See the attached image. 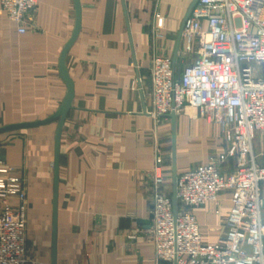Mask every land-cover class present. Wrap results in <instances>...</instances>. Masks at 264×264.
<instances>
[{"label": "crops", "instance_id": "obj_1", "mask_svg": "<svg viewBox=\"0 0 264 264\" xmlns=\"http://www.w3.org/2000/svg\"><path fill=\"white\" fill-rule=\"evenodd\" d=\"M78 1L80 29L65 60L73 100L58 154L52 118L69 91L61 58L77 0H39L24 34L0 7V129L43 122L0 132V156L26 181L31 264H155L152 172L159 157L172 191L173 144L171 119L149 112L150 70L154 56H169L179 75L197 55L182 36L193 1ZM224 146L218 125L192 108L177 113L178 173ZM231 208L224 191L192 210L205 241L224 237Z\"/></svg>", "mask_w": 264, "mask_h": 264}, {"label": "built area", "instance_id": "obj_2", "mask_svg": "<svg viewBox=\"0 0 264 264\" xmlns=\"http://www.w3.org/2000/svg\"><path fill=\"white\" fill-rule=\"evenodd\" d=\"M38 4L0 0L20 34ZM182 36L186 52L197 55L179 75L172 58L153 57L149 112L192 108L220 127L225 146L208 162L178 173L176 218L166 188L170 178L157 157L150 210L155 264H264V0H199ZM224 191L232 193L227 231L207 242L192 210L217 202ZM31 262L26 181L0 156V264Z\"/></svg>", "mask_w": 264, "mask_h": 264}, {"label": "water", "instance_id": "obj_3", "mask_svg": "<svg viewBox=\"0 0 264 264\" xmlns=\"http://www.w3.org/2000/svg\"><path fill=\"white\" fill-rule=\"evenodd\" d=\"M199 0H194L191 8L189 10L188 16L187 18L190 16L193 8L196 6V4L198 3ZM186 18V19H187ZM80 23H81V7L79 5V1L77 0V23H76V27L73 33L72 38L70 39V41L68 42V44L66 45V47L64 48V51L62 53V58H61V71L62 74L64 76V78L67 81L68 87H69V91H68V95L67 98L62 106V108L59 110V112L52 118V119H59V127L57 130V154L59 153V145H60V138H61V134H62V130H63V126L65 124V119L67 117V114L69 112V110L71 109L72 106V100H73V87H72V83L71 80L67 74V70L65 67V60H66V56L69 52L70 47L72 46V44L74 43L75 39L77 38V35L79 33V29H80ZM164 117H168L171 119V125H172V203H173V212H174V216L175 218L178 215V210H179V202H178V196H177V180H178V162H177V114L176 112H172L170 114L167 115H163ZM43 122H36V123H24V124H17V125H11V126H7L4 128L0 129V132L3 131H8V130H13V129H18V128H27V127H32L38 124H41ZM175 264H177V262L175 261Z\"/></svg>", "mask_w": 264, "mask_h": 264}, {"label": "rangeland", "instance_id": "obj_4", "mask_svg": "<svg viewBox=\"0 0 264 264\" xmlns=\"http://www.w3.org/2000/svg\"><path fill=\"white\" fill-rule=\"evenodd\" d=\"M171 180H172V177H171Z\"/></svg>", "mask_w": 264, "mask_h": 264}]
</instances>
